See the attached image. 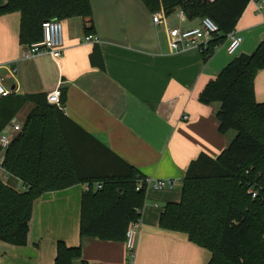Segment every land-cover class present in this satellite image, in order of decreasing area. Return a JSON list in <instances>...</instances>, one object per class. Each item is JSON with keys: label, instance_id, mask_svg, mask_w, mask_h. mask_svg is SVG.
<instances>
[{"label": "crops", "instance_id": "1", "mask_svg": "<svg viewBox=\"0 0 264 264\" xmlns=\"http://www.w3.org/2000/svg\"><path fill=\"white\" fill-rule=\"evenodd\" d=\"M4 4L0 0V7ZM89 4L97 42L85 41L82 18L62 20L64 46L57 61L46 53L25 57L27 46L18 39L20 14L0 16V80L15 96L59 88L64 103L56 107L66 118L65 135L82 172H97L90 163L89 135L139 176L176 180L173 189L146 190L134 264H207V250L185 234L160 229L159 217L166 204L179 202L190 163L200 155L216 158L234 139L232 130L218 132L220 104L204 105L198 97L232 60L251 55L264 42V9L258 12L250 1L234 27L242 39L237 52L228 55L224 41L204 61L197 49L172 53L167 40L168 29H193L200 19L181 20L178 9L168 16L160 11L155 25L140 0ZM254 97L264 102V69L255 76ZM32 107L26 104L14 119L22 125ZM0 181L22 188L1 167ZM82 194L79 184L36 199L26 245L0 241V264H54L58 241L81 247L73 264H126L123 240L80 237Z\"/></svg>", "mask_w": 264, "mask_h": 264}, {"label": "trees", "instance_id": "2", "mask_svg": "<svg viewBox=\"0 0 264 264\" xmlns=\"http://www.w3.org/2000/svg\"><path fill=\"white\" fill-rule=\"evenodd\" d=\"M150 13L166 16L182 11L193 21L204 17L219 29L202 57L206 61L234 30L249 0H140ZM20 14L19 43L42 39V22L80 17L86 36L94 26L89 0H5L0 16ZM264 69V42L251 55L232 60L209 81L198 101L220 104L218 132L234 131L227 148L212 159L200 155L188 166L177 203H168L159 217L162 230L185 234L188 241L210 253L207 264H264V102L254 97V79ZM63 105L64 100L60 96ZM32 104L5 149L1 168L22 184L17 189L0 181V241L25 246L32 206L42 194L74 185L102 184L100 191L83 192L79 235L104 241L124 240L127 225L141 217L143 177L87 135L90 163L97 171L82 172L81 159L65 135L62 112L45 94L10 95L0 99V131L26 105ZM96 167H101L97 170ZM254 189L252 198L248 190ZM81 247L56 243L54 264H73ZM85 264V262H82Z\"/></svg>", "mask_w": 264, "mask_h": 264}, {"label": "built area", "instance_id": "3", "mask_svg": "<svg viewBox=\"0 0 264 264\" xmlns=\"http://www.w3.org/2000/svg\"><path fill=\"white\" fill-rule=\"evenodd\" d=\"M213 1V0H211ZM256 6V10L261 12L264 9V0H249ZM152 22L157 25L160 23L159 12L151 13ZM179 18L181 20L185 19L186 16L182 11H179ZM42 39L39 42L30 44L27 46V50L24 53L25 57H30L42 53H46L51 56V58L57 61L63 50V29L62 23L59 20H45L42 22ZM219 29L217 25L207 17L200 19V24L198 27L181 30L178 28H171L167 30V40L169 49L172 53L183 52L189 49H197L201 53L205 51L208 44L218 37ZM86 42H97L96 38L92 35L85 36ZM241 37L237 32L232 30L226 35L224 49L228 55H234L240 47ZM12 91L6 89L0 80V99L12 95ZM46 101L49 104L55 105L62 109V104L60 102V92L59 88L49 92L46 95ZM185 115L182 116V120H186ZM21 130V124H18L15 119H12L10 123L2 128L0 131V167L3 161V154L5 149L13 140L14 136ZM5 183V182H4ZM176 186V180L174 179H159L153 180L150 178H142L137 182L136 190L141 188L154 189V190H165L173 189ZM83 192L89 191H100L102 189V184H83ZM248 193L252 198L256 197V191L254 189L248 190ZM140 219L130 222L127 225L124 244L126 248V264H134L135 258V243H136V232L140 227Z\"/></svg>", "mask_w": 264, "mask_h": 264}, {"label": "rangeland", "instance_id": "4", "mask_svg": "<svg viewBox=\"0 0 264 264\" xmlns=\"http://www.w3.org/2000/svg\"><path fill=\"white\" fill-rule=\"evenodd\" d=\"M18 123V121H16ZM19 124V123H18Z\"/></svg>", "mask_w": 264, "mask_h": 264}]
</instances>
